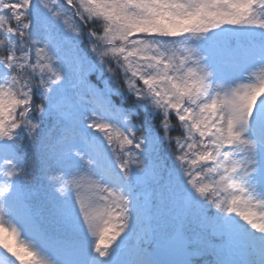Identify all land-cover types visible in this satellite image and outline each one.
<instances>
[{
    "label": "snow or ice",
    "instance_id": "1",
    "mask_svg": "<svg viewBox=\"0 0 264 264\" xmlns=\"http://www.w3.org/2000/svg\"><path fill=\"white\" fill-rule=\"evenodd\" d=\"M0 264H264V0H0Z\"/></svg>",
    "mask_w": 264,
    "mask_h": 264
}]
</instances>
